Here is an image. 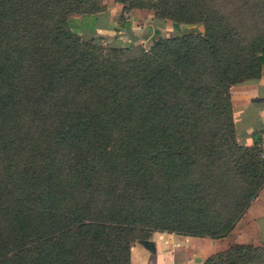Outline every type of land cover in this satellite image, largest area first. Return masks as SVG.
<instances>
[{
  "label": "trees",
  "instance_id": "16d2710c",
  "mask_svg": "<svg viewBox=\"0 0 264 264\" xmlns=\"http://www.w3.org/2000/svg\"><path fill=\"white\" fill-rule=\"evenodd\" d=\"M114 1L202 32L127 57L137 45L88 26L100 0H0V264H130L156 231L218 239L264 183L230 103L264 65V0H241L252 36L230 0ZM200 264H264V247Z\"/></svg>",
  "mask_w": 264,
  "mask_h": 264
},
{
  "label": "crops",
  "instance_id": "0c3cea01",
  "mask_svg": "<svg viewBox=\"0 0 264 264\" xmlns=\"http://www.w3.org/2000/svg\"><path fill=\"white\" fill-rule=\"evenodd\" d=\"M137 12L134 9L121 11L120 7L111 4L104 12L94 16L91 27L96 34L109 32L108 30L112 29L109 21L114 20L117 14H124L129 18L125 19L127 23L117 31L118 44L127 46L133 41L140 43L147 40L148 36L144 31L141 33L137 31L139 27L135 26L134 19ZM74 30L82 29L74 28ZM230 103L236 139L245 145H250L252 139L257 141V134L264 127V65L260 67L257 79L230 88ZM235 244L252 246L264 244V183L226 236L210 239L152 232L148 239L131 245L129 262L130 264H200L210 254Z\"/></svg>",
  "mask_w": 264,
  "mask_h": 264
},
{
  "label": "rangeland",
  "instance_id": "374dc122",
  "mask_svg": "<svg viewBox=\"0 0 264 264\" xmlns=\"http://www.w3.org/2000/svg\"><path fill=\"white\" fill-rule=\"evenodd\" d=\"M231 6L234 5L237 8L238 13L236 15L237 26L239 27L240 31L244 35L252 36L256 32V25L254 24V20L250 16L249 12L244 10V4L241 3V0H230ZM111 4L116 5L114 0H100V5L104 9L101 12H104ZM119 7V6H117ZM137 10V15L134 16L136 21L135 26L139 27L137 31L143 32L148 36V39L138 43L139 41H133V45H137V47L131 48L126 53L127 57H133L138 54L139 49L147 48L153 42L156 41V38L160 35L163 36H172L176 34L182 33H201L202 26L201 24H183V23H173L168 19H156L153 17V12L151 9L147 8L146 6H142L139 8H131ZM128 11V10H127ZM126 12V11H125ZM97 13V14H98ZM129 18V16H125L124 14H117L114 17V20L109 21V25L112 26V29H109V32H104L103 34H97L98 43L102 45H118V36L117 31L119 28L124 25L126 22L125 19ZM102 22V21H101ZM92 21H88V26L92 25ZM104 23V22H102ZM73 26V25H72ZM74 30V27H72ZM80 36H90L93 35L92 31H75ZM121 33H123L121 31ZM139 33V32H138ZM130 45L129 43L127 44ZM139 45V46H138ZM264 247V245H261Z\"/></svg>",
  "mask_w": 264,
  "mask_h": 264
},
{
  "label": "built area",
  "instance_id": "2783aa9c",
  "mask_svg": "<svg viewBox=\"0 0 264 264\" xmlns=\"http://www.w3.org/2000/svg\"><path fill=\"white\" fill-rule=\"evenodd\" d=\"M257 149L259 159L264 167V127L257 134Z\"/></svg>",
  "mask_w": 264,
  "mask_h": 264
}]
</instances>
